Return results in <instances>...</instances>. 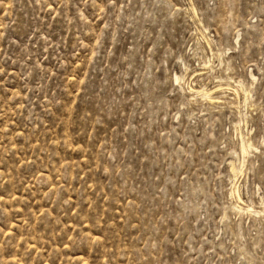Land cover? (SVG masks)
<instances>
[{
  "label": "rangeland",
  "instance_id": "1",
  "mask_svg": "<svg viewBox=\"0 0 264 264\" xmlns=\"http://www.w3.org/2000/svg\"><path fill=\"white\" fill-rule=\"evenodd\" d=\"M0 264H264V0H0Z\"/></svg>",
  "mask_w": 264,
  "mask_h": 264
},
{
  "label": "bare ground",
  "instance_id": "2",
  "mask_svg": "<svg viewBox=\"0 0 264 264\" xmlns=\"http://www.w3.org/2000/svg\"><path fill=\"white\" fill-rule=\"evenodd\" d=\"M178 80V78H176ZM221 86L219 85L216 89L211 90V91H206V92H202L204 94V96L209 100V101H214L215 99H217L216 96H214L215 93H217L218 91L221 90ZM199 93V91H197ZM249 146H246L244 148H247Z\"/></svg>",
  "mask_w": 264,
  "mask_h": 264
}]
</instances>
